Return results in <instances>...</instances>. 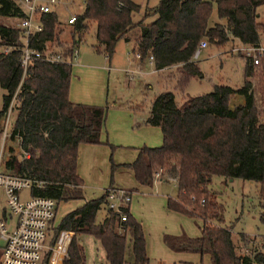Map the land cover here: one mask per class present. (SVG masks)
<instances>
[{
    "label": "trees",
    "instance_id": "obj_1",
    "mask_svg": "<svg viewBox=\"0 0 264 264\" xmlns=\"http://www.w3.org/2000/svg\"><path fill=\"white\" fill-rule=\"evenodd\" d=\"M84 1V10L73 25L60 23L56 13L43 15V31L30 40V47L42 51L45 44L55 46L65 60L72 59L85 31L92 29L93 49L109 60L117 43L138 28L135 45L140 60L151 57L155 71L176 67L178 83L186 88L190 81L203 78L193 59L200 42L217 48L234 41L259 44L256 10L264 6V0H159L137 23L132 18L139 6L131 0ZM214 11L217 21L213 20ZM21 16L13 0H0V21ZM153 16V22L144 23ZM21 36L17 28L0 23V88L5 91L0 122L14 99L16 118L10 141L18 140L21 151L28 155L17 166L11 158L5 163L6 170L33 182L30 197L52 199L56 205L83 201L54 230L55 235L59 231L73 234L64 264H86L78 240L83 235L100 245L106 264H125L129 247L132 264H148L142 227L129 208L124 209L126 221L120 222L118 214L108 209L106 190L99 198L84 201L83 181L77 174L78 147L102 144L107 108L69 100L72 65L66 61H33L23 75L18 50L23 46ZM253 77L262 105L260 113L250 92L249 79ZM236 97L243 103L231 107ZM259 114L264 117V56L256 67L245 60L240 88L214 86L210 93L190 97L180 105L173 93L164 92L151 103L148 122L160 129L162 145L137 149L134 162L119 168L131 171L140 187L173 183L177 193L167 199V210L201 221L196 238L164 236L171 252L207 256L210 264H264V241L258 248L248 249L252 240L239 234L248 250L240 253L210 188L214 177L251 181L259 185V200L264 201V121L259 123ZM117 168L112 164V173ZM261 209L259 220L264 223V205ZM102 210L105 215L97 222Z\"/></svg>",
    "mask_w": 264,
    "mask_h": 264
},
{
    "label": "rangeland",
    "instance_id": "obj_2",
    "mask_svg": "<svg viewBox=\"0 0 264 264\" xmlns=\"http://www.w3.org/2000/svg\"><path fill=\"white\" fill-rule=\"evenodd\" d=\"M131 1L139 6V12L135 13L132 18L135 23L141 21L145 11L156 7L159 2V0ZM83 10L84 6L80 1L74 0L73 4H71V0H67V5L58 9L60 23L65 24L70 13L81 14ZM256 13L258 15L257 21L260 23L259 35L262 42H264V6L258 7ZM155 18V16L152 19L149 17L144 20V23L149 24ZM213 20L217 21L215 11ZM0 23L10 28H16L18 19H2ZM136 29L138 28L133 29L131 33H135ZM95 45L93 30L88 29L76 49L83 68L100 70L96 71L99 76L87 81L85 87H81L78 77L73 73L76 65L73 62L70 81L71 96H69V100L77 104L107 108L106 124L109 127L121 121L117 114L118 112L122 113L130 107L136 109L138 116H147L153 100L164 92L173 93L176 103L180 105L190 97L210 93L214 86L225 85L237 89L243 85V69L246 59L241 52L237 53L234 51L240 47L239 43H229L223 48L206 44V48L201 50L199 59L196 61L203 78L190 81L186 88L181 87L178 83L180 74L176 67H171L166 71H155L148 57L142 61L140 70L136 71L134 55L131 52L134 50L132 48L133 43L131 42L125 44V42L119 41L115 48V51L119 52L116 57V65L120 68L122 66L126 68L129 65L131 67L129 71L125 73L121 70L114 71L115 69H113L110 74L104 73L101 71L105 63L104 56L95 52L93 49ZM112 67H115V65L112 64ZM257 70L258 68H254V73H258ZM249 81L251 84L250 92L260 113L262 105L260 104L257 81L254 77L250 78ZM3 95H5V91L0 88V112L2 111ZM239 103H243V99L236 97L231 101L230 106L234 107L239 105ZM15 118L16 112H12L10 131L14 125ZM258 121L259 123L264 121L262 114H259ZM131 130L138 131L135 127L134 129L132 127ZM138 133L137 135H132L131 140L139 139ZM155 140L157 145L141 143L139 146L115 145L109 140L105 141L103 143L107 152L105 154V163L104 165L99 164V162L94 163L97 167L99 165L98 170H95L96 173L92 169L93 160L99 159L100 156L93 152L83 154L81 156V164L83 166L81 180L84 183L82 189L84 201L99 198L110 186H118L117 188L121 187L128 191L137 190L131 195V202L128 208L131 216L142 227L146 242L148 264H210L209 259L204 256L181 261L178 259L181 254L172 253L163 242L165 235L180 236L184 234L189 238H196L200 235V220L192 219L182 214L172 215L168 213L166 208L167 198H175L177 193L175 185L170 182H158L150 188L140 187L131 171L118 172L119 166L134 162L137 157V149L142 147H160L162 145V136L159 131L155 135L151 134L148 142L152 144ZM17 145L9 140L4 144V149H8L14 156L16 166L20 162V150L17 149ZM112 164L118 166L114 173L111 171ZM0 169L4 170L2 166ZM10 173L13 172L11 171ZM210 188L216 193L217 202L223 208L224 224L231 228L232 237L239 246L240 253L245 254L248 250L239 241V234H244L248 239L252 240V243L247 246L248 249L252 247L258 248L260 243L264 241V223L259 220L260 214L263 213L261 206L264 205V201L259 200V185L251 181L239 179L226 181L221 177H214ZM28 196L29 192L27 190L21 193L22 199ZM2 202L3 198L0 193L1 205ZM82 204L83 201L59 203L56 207L54 227L59 225L67 213L79 208ZM104 215L105 211L99 212L96 218L97 222L101 221ZM79 238L80 236L78 240ZM80 240L79 243L81 242L83 246L82 244L80 245L84 247L86 264H106L103 259V250L94 238L88 236L83 239L80 238ZM2 246L3 243L0 241V247ZM182 255L190 254L184 253ZM125 256V264H132L130 247L126 249Z\"/></svg>",
    "mask_w": 264,
    "mask_h": 264
},
{
    "label": "built area",
    "instance_id": "obj_3",
    "mask_svg": "<svg viewBox=\"0 0 264 264\" xmlns=\"http://www.w3.org/2000/svg\"><path fill=\"white\" fill-rule=\"evenodd\" d=\"M21 12L17 29L21 32L23 46L18 50L22 53L20 60L23 75L33 61L45 63L67 62L76 63L77 51L73 52L72 59L65 60L59 49L45 44L42 51L30 47V40L43 31L41 17L56 13L61 6L67 5V0H13ZM84 6V0H78ZM74 0H71L73 4ZM79 14L70 13L65 24L73 25ZM59 19V16H58ZM206 48L204 41L200 42L198 50L193 56L197 61L202 49ZM241 52L243 57L250 61L253 67L264 56V46L240 45L234 50ZM7 50L5 51V53ZM137 58L140 56L137 55ZM150 63L152 58L149 57ZM14 99L10 102L3 119L0 122V167L14 158L8 149H3L6 141H10V117L13 112ZM12 130V129H11ZM19 143V141L17 140ZM20 147V146H19ZM10 150V149H9ZM20 150V161L28 155ZM8 151V152H7ZM7 154V156H6ZM4 158V159H3ZM33 182L20 178L6 169H0V191L4 197L5 211L14 219V224L9 227L6 219L0 217V241L3 243L0 255V264H64L69 257V247L73 234L59 231L54 236V219L56 202L52 199L41 197L21 198V193L30 191ZM131 192L123 188L112 187L106 190L108 209L118 214L120 222L126 221L124 209L131 202Z\"/></svg>",
    "mask_w": 264,
    "mask_h": 264
},
{
    "label": "crops",
    "instance_id": "obj_4",
    "mask_svg": "<svg viewBox=\"0 0 264 264\" xmlns=\"http://www.w3.org/2000/svg\"><path fill=\"white\" fill-rule=\"evenodd\" d=\"M153 17H151V19ZM136 30L137 31H135V33H131L132 31H130L127 34V36H126V40H120V41L125 42V44H129L130 42L133 43L132 48L134 50H132L131 52L134 55L135 69H136V71H139L141 66H142V60H140V57L139 58L136 57L139 54H138V51H137V48H136V45H135V40L138 38L140 32H139L138 29H136ZM233 43H238V42L234 41ZM259 45L264 46V42H262V40L260 38V35H259ZM98 54H100V53H98ZM117 54H119V52L117 53V51H115L114 55L109 60L104 56L105 63H104V67L101 69L102 72L110 74V72L113 69H115L114 71L121 70V71H123L125 73H127L129 71V69L131 68L129 65L126 68H123V66H122V68H120L119 66L116 65L117 64L116 63L117 62L116 61ZM75 64H76L74 66L75 70H73V73L78 77L77 79H78L79 85L81 87H85L87 81L91 80L92 78H95V77L99 76L96 73V71H100V70H96L95 68H91V69L83 68V66L81 65L80 59H79V54H77V59H76V63ZM112 64H114L115 67H112ZM151 65H152V63H151ZM97 69H99V68H97ZM166 70L167 69H164L162 71H166ZM69 96H71L70 90H69ZM70 99H71V97H70ZM240 104H242V103H239V105ZM135 110L136 109L134 107H130L128 110L126 109L122 113L118 112L117 114L120 117L121 121L118 124L111 125L110 127H109L108 124H106V120H105L104 128L102 130L101 137H100V140H101L102 144H100V145H80L78 147L77 174H78V176L80 178L82 176L81 173H82L83 166L81 164V156L83 154L89 153V152H93V153H97L98 156H100L99 159L96 158V160H93L92 169H93L94 173H96L95 170H98V167H99V165L97 167V165L94 164L95 162H99V164H103L104 165V163H105V154L107 152L105 150L106 146L103 145V143L105 141H107V140H109L110 142H112L115 145H123V146H139V145H141V143H145L146 145H157L156 140H155L154 143L152 142V144H150L148 142V139H149V136L151 134L155 135V134L158 133V131L160 132V129L158 127H156V126H153V125L149 124V122H148L149 119H150L149 113L145 117H140V116L137 115ZM106 118H107V114H106ZM132 127H133V129H134V127L137 128L138 131H132L131 130ZM137 133H138V138L139 139L131 140L132 135H137ZM12 142L18 144L17 145V149H20L19 143L17 142V140H14ZM136 153H137V151H136ZM4 169H6L5 166H4ZM118 172L119 173L129 172V170H126V169H123V168H119ZM157 183L158 182H155L154 184H157ZM113 187H118V186H113ZM138 188H140V187H138ZM129 191H131V194H133L137 190H134V191L133 190H129ZM0 193H1V196L3 198L2 205L0 204V217L5 218L7 224L9 225V227H11L14 224V219L12 217H10L9 215H7V213L5 211L4 197H3V194H2L1 191H0ZM27 198H25V199H27ZM165 200H166V198H165ZM168 213L172 214V215L173 214H177L178 215V213H175V212L168 211ZM85 237H88V236H80V238H82V239L85 238ZM80 238H79V240H80ZM80 244H82V243L80 242ZM82 246H83V244H82ZM146 252H147V249H146ZM172 253H174V252H172ZM174 254H178V255L181 254L178 257V259L181 260V261L182 260H187V259H193V258H196V257L199 256L197 254H190V255H182L184 253H174ZM204 257H207V256H204ZM103 259L105 261L104 252H103ZM209 263H210V260H209Z\"/></svg>",
    "mask_w": 264,
    "mask_h": 264
}]
</instances>
